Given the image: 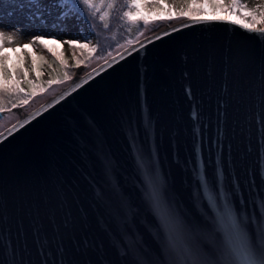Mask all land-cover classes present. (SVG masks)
<instances>
[{
	"label": "water",
	"instance_id": "water-1",
	"mask_svg": "<svg viewBox=\"0 0 264 264\" xmlns=\"http://www.w3.org/2000/svg\"><path fill=\"white\" fill-rule=\"evenodd\" d=\"M242 24L158 31L0 133V264H175L150 177L201 264L221 258L209 193L255 235L264 39Z\"/></svg>",
	"mask_w": 264,
	"mask_h": 264
},
{
	"label": "rangeland",
	"instance_id": "rangeland-1",
	"mask_svg": "<svg viewBox=\"0 0 264 264\" xmlns=\"http://www.w3.org/2000/svg\"><path fill=\"white\" fill-rule=\"evenodd\" d=\"M205 0H201L202 2ZM214 1V0H213ZM142 8L144 10L145 18L150 23L142 24V30L134 39H127L126 33L120 28V19L116 15L113 21L112 27L104 31L99 25H96L95 19L90 15L88 19L92 22V27L97 34V47L96 51H93L94 41L86 43L88 47L73 48L68 43L59 40L61 46L53 42H46L47 48L41 45L39 41L32 42L34 36H39L40 29L44 25H49L56 20V10L49 6L51 15L48 16V23H44L39 18L44 11L43 7L35 5V0H0V23L4 25H12V27L0 28L6 35H14L13 42L5 43L3 49L0 50V57L2 60H12L15 65L13 75L8 74L9 71L3 68L0 70V81L7 80L6 82L13 86L17 83H24L25 77H28L31 81H36L38 76L34 68L32 67L31 54L43 53L48 58H56L64 68L69 70V79L60 83H55L51 87H48L50 81V70L46 68L42 71L41 82L46 84V88L38 87L36 95L29 99L27 104H23L19 107H12L5 109L6 113L3 118L0 119V124L3 123L6 116L10 113L15 114L14 119L0 128V133L17 123L24 115L34 111L41 105L46 103L52 97L56 96L65 87L69 86L72 81L79 75H85L96 67H99L105 61L121 53L132 44H135L148 36L157 33L167 27L175 25L177 23L189 20L184 13L188 16L199 18L202 16L214 17L224 16L232 18L243 24H251L252 18L256 20V27H264V0H240L241 3L245 2L248 9H252L257 5H261L260 11L253 14L245 9H230L228 6L232 3V0H218L214 3V7L209 12H197L195 4L198 1L195 0H140ZM162 9L165 13L163 14ZM33 14L37 17L33 20ZM167 17H179L175 19H166ZM163 18V19H162ZM32 21V26L28 27L27 22ZM25 25V31L27 38H20L18 34L21 32L19 25ZM80 25V22L72 21L69 28V32L76 31ZM33 43L31 47H23ZM79 44H84L83 41H79ZM92 57L86 63H83L79 67H76V63L84 60L92 54ZM75 53V55H73ZM54 87V88H53ZM56 87V88H55ZM0 88L1 85H0ZM47 93L45 97L38 100L36 96ZM3 92H0V101H3Z\"/></svg>",
	"mask_w": 264,
	"mask_h": 264
},
{
	"label": "snow or ice",
	"instance_id": "snow-or-ice-1",
	"mask_svg": "<svg viewBox=\"0 0 264 264\" xmlns=\"http://www.w3.org/2000/svg\"><path fill=\"white\" fill-rule=\"evenodd\" d=\"M195 2V0H193ZM35 5L39 7H43L44 11L41 13V17L39 18L44 23H48V16L51 15V11H49V6L54 8L57 12V21L63 23L64 27L68 26V21H76V22H84L88 24L89 29L91 28V22L88 19L89 15L92 18L96 17L97 12L100 11L101 8L105 7V0H35ZM126 6L128 7V11L123 13V17L128 19L130 23L136 24L139 21L132 20V12L133 10H138V5L136 0H126ZM85 7L87 11L85 10ZM107 9L111 10L114 7V3L109 0L106 5ZM228 8L236 10V9H245L250 13H257L260 11L261 5H257L252 9H248L247 5L242 4L240 0H232V3L228 6ZM187 16L189 20L199 23L206 22L207 19L204 16L191 17L188 16L187 13L183 14ZM108 16V12H104L99 16L100 21H104ZM179 17H167L166 19H175ZM37 17L33 14V20H36ZM143 20L145 25L149 24L150 21L145 17H140ZM163 19V18H162ZM212 20L217 21H227L228 23H239V21H230L227 17L224 16H214L211 17ZM28 27L32 26V21L27 22ZM12 27V25H4L0 23V28L3 27ZM57 24H53V28L57 27ZM21 29V35L26 34L25 25H19ZM105 29L109 27L107 23L103 25ZM181 27H184L183 25ZM242 28L248 30L249 32H255L258 34V38L264 39V27L257 28L256 20L254 17L252 18L251 24H242ZM172 31H176L173 29ZM58 32L55 31H45L43 36H52L57 35ZM168 33H163L162 35H167ZM43 36H34L32 42L39 41L41 45L45 44ZM87 36H84L83 39L87 40ZM14 37L12 35H6L3 31H0V50L3 49L5 43H10L14 41ZM159 39V37H157ZM73 48L80 47L86 48L88 45L86 43L79 44L77 41H68ZM32 43L28 45H24L23 47H31ZM93 51H96L94 48ZM75 55V53H73ZM114 59V58H113ZM107 63V61H105ZM80 66V63H77V67ZM69 79V77H65ZM59 80H50L48 82V87H51L55 83H60ZM31 83V82H30ZM19 94L23 92V89L18 86L13 89L8 88H0V92H12ZM26 98L22 101L23 104H27L29 99L32 96L36 95L35 92L32 93H24ZM21 105H13V107H19ZM0 112H3V109L0 108ZM262 129H264V118H261L259 121ZM205 184L208 182L205 181ZM145 198L150 202L152 207L155 209L157 213V217L160 221L161 227L165 231V243L164 247L170 254L175 255L179 259L175 261V264H201V259L199 253L194 251L191 247H189L183 241V227L182 224L176 220L171 212L168 210V207L164 200L163 191L155 177H150L147 181V191L145 192ZM209 206L215 211L216 220L215 223L222 233V245L219 249L221 252V258L218 261H209L207 264H264V212L260 213V216L257 218L255 216L249 221L254 227L255 235L251 232L247 231L244 226L238 222V217L234 213L233 208L228 204H225L222 209L217 207L216 199L208 194ZM259 207L264 208V200L261 201ZM257 239L259 240V244H257Z\"/></svg>",
	"mask_w": 264,
	"mask_h": 264
},
{
	"label": "trees",
	"instance_id": "trees-1",
	"mask_svg": "<svg viewBox=\"0 0 264 264\" xmlns=\"http://www.w3.org/2000/svg\"><path fill=\"white\" fill-rule=\"evenodd\" d=\"M198 1L197 4H195V8L197 12H209L213 9L214 3L217 2L218 0H205L201 3V0H196ZM98 2V0H96ZM109 2V0H105V7L101 8L99 12H97L95 19L96 25H99V27L107 31L112 27L113 21L115 19V16L117 15L120 19V28L126 33L127 39H134L142 30V24L143 20L140 19V17H145L144 10L142 8L140 0H136V3L138 5V10H133L132 12V20H137L139 21L136 24H132L129 22L128 19L123 17V13L125 11H128V7L126 6V0H111V2L114 3V7L109 10L107 9L106 5ZM242 4H245L243 2ZM85 10L87 11L86 7ZM163 14L165 13L164 9H162ZM104 12H108V16L104 21L99 20V16L103 14ZM56 18H57V13H56ZM91 22V21H90ZM107 23L109 27L105 29L103 25ZM53 24H57L58 26L53 28ZM72 24V21H68V26L64 27L63 23L60 21H53L51 24H47L41 27L40 29V34L39 36H43L45 31H55L58 32L59 34L57 35H52V36H43L45 43L46 42H53L61 46L59 40L64 42L68 41H83V43H88V42H93L94 41V47H97L95 43H97V34L95 29L92 27V22H91V28L89 29L88 24L84 22H80V25L76 31L69 32V28ZM20 35V38H27L25 34L21 35V32L18 33ZM14 37V35H12ZM84 36H87V40L83 39ZM16 40V39H14ZM38 41V40H37ZM33 44V43H32ZM69 44V43H68ZM70 45V44H69ZM87 49V48H86ZM94 52L89 55V57H86L84 60L80 61V65L83 63H86L89 61L92 57ZM31 61H32V67L37 73V80L36 81H31L28 79V77H25L24 83L20 84H14L11 86V84L7 83V80L0 81V85L2 88H8V89H13L15 87H19L23 89L22 93H15V91L12 92H3V101H0V108L3 110L12 108L13 105H22V101L26 98L24 93H32L38 92V87L41 86V88H46V84L41 82V76H42V71L48 68L50 70V80H59V81H65V77H69V70L63 67V65L56 59V58H48L45 54L43 53H32L31 54ZM78 63V62H77ZM76 63V67H77ZM5 68V70L9 71L8 74L13 75V71L15 70V65L12 60H7L4 61L0 57V70ZM31 82V83H30Z\"/></svg>",
	"mask_w": 264,
	"mask_h": 264
},
{
	"label": "bare ground",
	"instance_id": "bare-ground-1",
	"mask_svg": "<svg viewBox=\"0 0 264 264\" xmlns=\"http://www.w3.org/2000/svg\"><path fill=\"white\" fill-rule=\"evenodd\" d=\"M204 17H206V18H211V17H207V16H204ZM228 19H231L232 20V18H229V17H227ZM172 26H174V25H172ZM171 27V26H170ZM84 75H79L77 78H75V80H74V84H76V83H78L80 80H81V77H83ZM54 88V87H53ZM56 88V87H55ZM47 95V93H44V94H41V95H38V96H36V98L38 99V100H41L43 97H45ZM14 117H15V114H13V113H10V114H8L7 116H6V118L4 119V121H3V123L2 124H0V128L1 127H3L4 125H6V124H9L13 119H14Z\"/></svg>",
	"mask_w": 264,
	"mask_h": 264
}]
</instances>
